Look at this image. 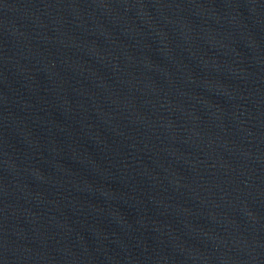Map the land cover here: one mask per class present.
Wrapping results in <instances>:
<instances>
[{
  "label": "water",
  "instance_id": "95a60500",
  "mask_svg": "<svg viewBox=\"0 0 264 264\" xmlns=\"http://www.w3.org/2000/svg\"><path fill=\"white\" fill-rule=\"evenodd\" d=\"M0 264H264V0H0Z\"/></svg>",
  "mask_w": 264,
  "mask_h": 264
}]
</instances>
